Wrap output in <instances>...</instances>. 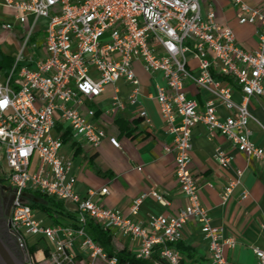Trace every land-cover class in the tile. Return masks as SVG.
<instances>
[{"label": "built area", "instance_id": "2783aa9c", "mask_svg": "<svg viewBox=\"0 0 264 264\" xmlns=\"http://www.w3.org/2000/svg\"><path fill=\"white\" fill-rule=\"evenodd\" d=\"M217 1L207 0L208 10L203 13L202 0H0V8L13 23L26 29L11 67L0 70V163L12 194L8 227L26 253L25 264H117L86 233L87 218L131 241L139 240L138 251L132 254L152 259L153 264H185L174 244L182 240L186 222L195 219L208 243L207 264H230L224 249L234 248L235 242L224 238L222 228L211 225L189 170L191 132L202 124L210 138L225 137L238 152L264 167V148L251 141L247 128L250 121L259 124L249 111L250 98L264 100V10L229 0L238 11L237 23L257 29V48L249 51L237 44L231 28L218 24L212 9ZM40 19L45 23L39 24ZM1 28L9 34L14 31L5 23ZM42 30V43L32 46L42 54L25 56V47ZM136 61L150 74L160 73L165 83L155 89L162 121L172 136L164 150L175 154L174 175L186 199L176 216H152L144 223L129 216L138 214L145 197L163 207L169 201L156 191L144 193L131 202L126 216L93 200L107 195V187L79 195L72 162L59 154L62 139L52 135L58 124L65 125L71 138H82L97 149L107 135L89 120L95 111L88 104L107 86L125 81L129 95L125 100L112 97L107 113L137 107ZM187 85L202 94L201 105L188 95ZM236 88L240 103L233 99ZM137 117L149 122L143 109ZM109 142L119 148L115 137ZM215 159L222 168L231 161L220 148ZM233 186L225 187L223 200ZM34 193L63 202L75 215L74 223L46 225L36 220L28 203ZM34 246L37 250L30 254ZM254 253L258 264H264V251L256 248Z\"/></svg>", "mask_w": 264, "mask_h": 264}, {"label": "crops", "instance_id": "0c3cea01", "mask_svg": "<svg viewBox=\"0 0 264 264\" xmlns=\"http://www.w3.org/2000/svg\"><path fill=\"white\" fill-rule=\"evenodd\" d=\"M243 2L264 10V0ZM201 6L202 12H206L207 0H202ZM212 9L218 24L232 29L238 45L249 51L257 48L256 27L239 25L238 11L229 0H218ZM7 16L11 17L9 13ZM133 71L140 83L137 107H127L115 115L107 113L112 97L125 100L129 95L130 85L125 81L107 86L100 97L88 104L95 111L89 120L102 127L107 135L97 149L90 147L82 138H71L65 125L58 124L52 135L62 139L59 154L72 162L71 174L76 177L75 190L79 195L107 187V195L94 196L93 200L106 208L118 209L126 216L131 202L144 193L156 191L169 201V205L163 207L152 197H145L138 214L129 216L144 223L152 216H176L185 207L186 199L174 175L175 154L164 150V146L171 143L172 136L162 121L155 89L165 83L160 73L150 74L141 62H134ZM187 92L200 105L203 103L202 94L199 95L192 86L187 85ZM233 99L237 103L242 101L237 88ZM248 108L258 122L264 121V100L252 97ZM140 109L146 111L148 123L137 117ZM217 110L221 117L226 116L222 107L218 106ZM259 124L250 121L247 128L251 141L264 148V131ZM110 137L118 140L119 148L110 144ZM191 141L189 170L199 188L200 204L207 210L211 225L222 228L224 238L235 242L234 248L224 249L225 259L230 264H258L254 249L264 251V167L238 152L225 137L215 134L210 138L202 124L192 129ZM217 148L231 158L226 168H222L215 159ZM229 183L234 186L223 200L224 189ZM243 194H246L245 198H242ZM111 232L117 249L126 247L131 253L138 251L139 240L131 241L115 230ZM180 242L182 245L175 250L182 263L209 262L208 243L195 219L184 225Z\"/></svg>", "mask_w": 264, "mask_h": 264}, {"label": "trees", "instance_id": "16d2710c", "mask_svg": "<svg viewBox=\"0 0 264 264\" xmlns=\"http://www.w3.org/2000/svg\"><path fill=\"white\" fill-rule=\"evenodd\" d=\"M12 62L13 58L0 56V70L6 71L11 67ZM6 182L7 176L6 173L2 170V166L0 163V184H3L2 187L8 190V188H6L4 185V183ZM33 196H37L42 200L40 201V203L32 204V208H37L42 212H45L47 216L53 220L52 223L60 225H68L74 223L75 215L67 211L63 202L57 201L53 198L45 197L38 193H34ZM60 219H63L64 222L61 223ZM85 231L89 235V237L103 249L107 258H114L117 264H153L152 259H137L126 247L117 249L114 244L113 233L111 232V230L103 228L101 225L95 223L91 218L86 219ZM181 245L182 243L178 242L174 244V248L178 249ZM42 246L44 245L42 244ZM36 250V246L31 247L29 249V253L33 254Z\"/></svg>", "mask_w": 264, "mask_h": 264}, {"label": "rangeland", "instance_id": "374dc122", "mask_svg": "<svg viewBox=\"0 0 264 264\" xmlns=\"http://www.w3.org/2000/svg\"><path fill=\"white\" fill-rule=\"evenodd\" d=\"M6 15V16H5ZM8 13L6 10L0 8V56H5L8 58H13L18 50L21 48L24 38H25V30H23L22 25L18 23H13V18L7 16ZM31 19H29L30 21ZM5 23L7 25H12L14 28L13 33L9 34L7 32H4L1 28V25ZM44 19H40L39 24H43ZM42 37H43V30L38 34V37H34L28 45L25 47L24 55L29 56H36L42 54L41 49H34L32 48L33 45L39 46L42 43ZM40 38V39H37ZM262 125H264V121H259ZM42 199L39 197L32 196V199L30 198L28 200L29 204L34 203H40ZM34 218L36 220H43V222L46 225H49L52 223V219L47 216L45 212H42L40 209L35 208L34 210ZM60 222L63 223V219H60ZM98 264H105L104 262H99Z\"/></svg>", "mask_w": 264, "mask_h": 264}, {"label": "flooded vegetation", "instance_id": "af4514ba", "mask_svg": "<svg viewBox=\"0 0 264 264\" xmlns=\"http://www.w3.org/2000/svg\"><path fill=\"white\" fill-rule=\"evenodd\" d=\"M2 185L3 184H0V235L6 246L14 254L18 264H25L26 253L19 247L8 227V220L11 214L12 194L10 190L3 188ZM4 185L8 188L7 182L4 183Z\"/></svg>", "mask_w": 264, "mask_h": 264}, {"label": "water", "instance_id": "95a60500", "mask_svg": "<svg viewBox=\"0 0 264 264\" xmlns=\"http://www.w3.org/2000/svg\"><path fill=\"white\" fill-rule=\"evenodd\" d=\"M0 264H18L14 254L6 246L0 235Z\"/></svg>", "mask_w": 264, "mask_h": 264}, {"label": "bare ground", "instance_id": "6f19581e", "mask_svg": "<svg viewBox=\"0 0 264 264\" xmlns=\"http://www.w3.org/2000/svg\"><path fill=\"white\" fill-rule=\"evenodd\" d=\"M38 256H40V254H38Z\"/></svg>", "mask_w": 264, "mask_h": 264}]
</instances>
